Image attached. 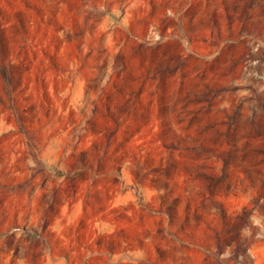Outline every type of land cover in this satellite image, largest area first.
<instances>
[{"label": "rangeland", "instance_id": "374dc122", "mask_svg": "<svg viewBox=\"0 0 264 264\" xmlns=\"http://www.w3.org/2000/svg\"><path fill=\"white\" fill-rule=\"evenodd\" d=\"M0 264H264V0H0Z\"/></svg>", "mask_w": 264, "mask_h": 264}]
</instances>
